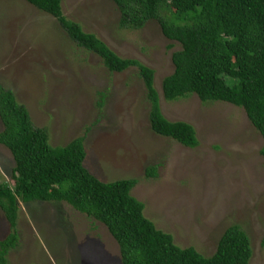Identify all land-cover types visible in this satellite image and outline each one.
<instances>
[{"label": "rangeland", "instance_id": "obj_1", "mask_svg": "<svg viewBox=\"0 0 264 264\" xmlns=\"http://www.w3.org/2000/svg\"><path fill=\"white\" fill-rule=\"evenodd\" d=\"M62 11L119 57L154 70L162 114L192 125L199 146L190 149L151 130L146 87L136 67L109 73L98 56L69 40L54 17L25 0H0V83L27 108L34 126L48 129L52 146L85 136V168L104 182L138 180L132 195L145 205L146 218L181 248L209 257L224 229L236 223L251 238L250 264H264V139L245 111L203 104L195 95L166 101L162 81L174 72L178 47L168 48L156 22L121 29L111 0H65ZM157 165L158 176L147 178V168ZM14 166L0 144V183H12ZM19 207L20 240L9 264H121L107 228L66 203ZM9 233L0 210V241Z\"/></svg>", "mask_w": 264, "mask_h": 264}, {"label": "trees", "instance_id": "obj_2", "mask_svg": "<svg viewBox=\"0 0 264 264\" xmlns=\"http://www.w3.org/2000/svg\"><path fill=\"white\" fill-rule=\"evenodd\" d=\"M54 17L77 48L98 56L109 73L132 67L146 87L151 130L190 149L199 146L194 127L171 122L161 111L155 72L135 59H124L96 35L62 11L65 0H25ZM120 12L121 29L140 30L156 22L170 41L174 72L162 81L166 101L195 95L203 104L242 108L264 139V0H111ZM105 97L97 106L102 112ZM0 144L11 152L12 183H0V210L10 233L0 241V264L19 245L16 227L22 204L66 203L92 222L104 225L118 245L121 264H250L251 238L241 225L227 226L207 257L194 247L181 248L174 237L146 218L145 205L132 195L136 179L104 182L84 166L85 136L52 146L47 128L34 126L27 108L0 83ZM264 160V145L260 151ZM157 166L147 178L158 176ZM32 264V263H29Z\"/></svg>", "mask_w": 264, "mask_h": 264}]
</instances>
